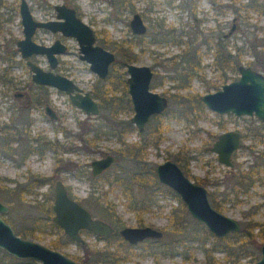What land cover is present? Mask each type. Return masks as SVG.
I'll return each instance as SVG.
<instances>
[{
    "label": "rangeland",
    "instance_id": "374dc122",
    "mask_svg": "<svg viewBox=\"0 0 264 264\" xmlns=\"http://www.w3.org/2000/svg\"><path fill=\"white\" fill-rule=\"evenodd\" d=\"M25 1L32 17L38 20L54 18L53 4L65 3L75 8L79 17L92 28L96 43L113 52L115 59L120 58L111 42L122 43L124 51L130 50L135 55L133 63L151 68L149 88L164 96L167 106L158 114L150 115L144 129L137 131L129 122L132 109H125V101L120 98L121 110L115 118L98 130L93 146L84 145L77 139L79 133L102 124V117L109 116L110 108L103 109L99 105L97 114H85L64 92L34 83L15 44L23 36L19 0H0V186L13 187L31 174L50 178L49 183L34 188L32 193H22L19 198L9 191L2 192L0 187V200L8 205L5 220L14 229L39 220L37 217L41 214L31 205L36 200L51 204L52 182L60 179L70 196L92 215L107 220L104 207L110 202L122 226H138L137 219H140L143 225L157 227L163 232L158 242L148 238L131 247L112 238L108 246L109 249L116 248L114 258L103 264H216L223 257L222 250L217 249L222 246L232 247L236 252L232 256L234 264H252L259 256V246L264 238L247 241L242 234H228L220 238L215 244L217 248L208 257L198 241L186 240L173 248L166 246L171 243L169 240L178 238L170 232L167 215L173 206H178L180 199L172 191L152 190V187L155 165L165 159L174 161L175 154L181 149L187 156L185 166L189 178L206 180V189L213 190L219 202V212L238 219L240 227L244 221L251 220L264 224V119L261 121L247 114L217 113L200 99L202 94L212 92L238 76L237 70L222 66L214 55L213 46L218 38L227 43L230 53H235L231 44L246 43L240 56L243 64L246 59L258 62L252 55L256 51L258 58L263 57L260 49L253 45L262 34L259 26L264 27V15L248 12V17L241 18L232 12L228 0H220L227 5L222 10L209 0H196L194 11H190L186 0ZM133 12L141 15L146 26L145 33L139 37L131 33L127 24ZM52 38V33L44 29L37 30L32 36L35 42L44 43H49ZM62 42L66 44V52L58 55L53 70L71 78L83 91L91 94L92 89L113 83L120 74L125 78L123 64L116 62L109 66L107 80L98 79L88 64L78 57L75 39L67 38ZM128 43L132 44L130 48H127ZM190 57L197 63L193 69L188 68ZM30 59L42 68L48 67L42 55H33ZM254 68L264 73L258 65ZM16 89L29 91V106H22V98H13L12 92ZM119 93L115 92L118 96ZM95 100L99 102L98 97ZM44 103L54 109L57 119L51 120L43 112ZM25 122L28 123L26 127ZM157 129L160 134L156 139ZM15 130L19 141L9 140L10 131ZM226 130L240 134L239 145L231 154V166L217 161L216 153L208 149L216 134ZM43 139L50 142L56 139L59 145L47 147L42 144ZM8 141H11L10 145ZM4 142L14 148L13 153L4 152ZM128 144H144L140 153L143 158L136 161L121 154L119 149L123 150ZM27 148L29 152L21 157V151ZM104 153L113 154L114 161L101 175L92 177L90 161ZM57 158L60 159L58 163ZM240 172L248 177L238 179ZM131 177L133 181L129 184L133 196L146 200L147 206L141 210L127 207L128 196L123 188ZM182 217L186 232L196 226L197 221L188 213ZM37 224L41 229L27 238L50 246L49 241L57 234L56 227H46L40 221ZM196 229L201 230L200 227ZM252 231H258V227ZM81 236L83 242L80 244L94 250L103 248L108 235L100 237L81 232ZM201 237H204V247L215 243L214 235L201 234ZM77 243L71 240L56 250L77 260L73 256L80 258L84 252ZM240 247H245L249 254L236 257ZM0 264H39V261L15 258L0 250Z\"/></svg>",
    "mask_w": 264,
    "mask_h": 264
},
{
    "label": "water",
    "instance_id": "95a60500",
    "mask_svg": "<svg viewBox=\"0 0 264 264\" xmlns=\"http://www.w3.org/2000/svg\"><path fill=\"white\" fill-rule=\"evenodd\" d=\"M57 17L63 20L35 21L24 0L19 4L20 22L22 24L23 38L16 41L20 56L25 59V65L30 70L33 82L47 84L64 91L70 102L82 109L85 113L95 114L98 111L97 103L88 92L79 93V88L69 78L43 70L38 64L27 57L32 53H45L49 64L54 65L51 52L62 50L58 41L50 47L33 42L30 38L36 26H44L52 31L60 30L64 35L74 36L81 51L80 58L89 63V68L98 77L107 74L108 65L113 61L114 54L99 45L92 44L94 36L92 30L75 16L74 10L64 5H57ZM128 26L133 34H144L146 26L139 13L133 12L128 19ZM231 29V28H230ZM230 32V31H229ZM126 92L131 102L132 114L129 120L138 130H142L144 122L153 113H159L167 106L164 96L149 88L152 70L148 65L124 62ZM236 79L223 83L212 92L200 96L201 101L210 110L217 113L231 112L238 116L241 114L254 115L259 120L264 119V73L246 65L237 66ZM76 90V92H72ZM50 117L54 115L46 108ZM240 134L234 130H226L216 134L215 139L208 147L216 153L217 161L231 166V154L238 147ZM113 161L111 154L91 160V175L99 174ZM156 179L169 187L185 206L188 214L216 237H222L229 232L240 230V222L234 217L227 216L214 209L207 197L205 186L193 181L172 160L165 159L154 167ZM53 198L51 203V221L60 227L63 233L75 242L82 243L81 229H86L97 236L111 233L114 228L105 220L91 216L89 211L72 199L60 179L52 184ZM8 210V205L0 200V248L17 258H30L40 261L39 264H78L71 257L43 245L37 241L17 235L2 215ZM122 239L133 244L144 238H160L162 231L151 225L122 226L117 229ZM252 264H264V242L259 246V256Z\"/></svg>",
    "mask_w": 264,
    "mask_h": 264
},
{
    "label": "trees",
    "instance_id": "16d2710c",
    "mask_svg": "<svg viewBox=\"0 0 264 264\" xmlns=\"http://www.w3.org/2000/svg\"><path fill=\"white\" fill-rule=\"evenodd\" d=\"M122 0H119V2ZM211 2L212 5H218L219 6V10H222V8H224L225 4H222L220 0H209ZM229 1V5L232 9V12L236 15H238L241 18L244 17H248V12H255L257 14L260 15H264V0H228ZM231 2H233L231 4ZM237 2V5H234ZM186 4L188 6V8L190 9V11H194L195 9V5H196V0H186ZM259 28L262 30V34L257 38V43L255 42L253 45L257 46L260 50L259 52L263 53V57L262 58H258L256 56V52H254L252 55L254 57H256L259 61L256 62L254 60H245V64L249 65L251 67L254 68V65H258L261 69H264V27L259 26ZM139 37V36H136ZM216 40V39H215ZM243 41V40H242ZM245 42L243 41L241 44H237V43H233L231 44V47L235 50V53H230V49H227V43L224 42L223 39L218 38L215 42H214V55L216 56V58L218 59L219 63L222 66H228L232 71L237 70V66L241 63V58L240 56L242 55V52L245 51L244 46H246L244 44ZM120 44H116L115 42H111V45L113 46V48L115 47V51L117 54H119V58H116L113 62L116 63H123L125 61L127 62H133L135 55H132L131 51H124L125 48L122 47ZM132 46L131 43H128V47L130 48ZM194 55V54H193ZM112 64V65H113ZM196 62L193 61V58L190 57V59L188 60V68L189 69H193L194 66H196ZM256 69V68H255ZM109 77V76H108ZM105 78V80H107V78ZM118 87V88H117ZM120 87V89H119ZM116 91H120L119 96L118 94H115ZM93 94L98 97L99 99V104L101 106V108L106 109V106L110 108L111 112L108 115H103L102 117V124L98 125L97 127H93L91 129H87L85 131H82L80 133V136L78 137L79 141L82 142L84 145L86 146H93L94 145V141L98 138V130L103 126H108V123L111 118L114 119L116 116V113L118 112V110H121L120 108V101L122 98L123 101H125L126 106L124 107L125 109H129L130 108V103H129V99L126 93V88H125V83H124V79L122 78V75L120 74L119 76H117V80L113 81V83H104V85L102 87H99V89H95L93 90ZM118 96V97H117ZM25 127L28 126V123L25 122ZM127 127V126H126ZM158 130V129H157ZM11 132V137H9V140H16L19 141V137H17L16 134V130L15 131H10ZM160 134V131L158 130L157 135H156V139L158 138ZM37 139V138H36ZM34 139V140H36ZM11 141H8L9 145ZM43 145H53V147L57 148L58 142L56 139H54L52 142H50L49 140H44L42 141ZM9 145H7V142H4L3 144V149L5 153L11 154L14 151V148L10 147ZM144 144H138V145H133V144H128V146H125L122 149H119L121 154H123L124 156L131 158L133 160H140L143 158V156L140 154L141 151L144 149ZM48 147V146H47ZM29 152V149H23L21 151V157H24L27 153ZM174 161L177 162V164L180 166V168L183 170V172L188 176V172L185 166V163L187 162V156L186 154L183 152V150H178V153L175 154L174 156ZM56 163H58V161H60L59 158L56 159ZM69 164V163H68ZM139 177V175H138ZM136 177V178H138ZM238 179H242L244 180V178L248 177L246 175V173L244 172H240L238 175ZM135 180V179H134ZM133 181V178L131 177L130 179L127 180V186H125L123 188L124 193H126V195L128 196V203H127V207L130 209H134L136 210H141L144 206L146 207V200L143 198H137L136 196H133V188H131L130 186V182ZM144 181V179L142 180ZM195 182L205 186L206 184H208L206 182L205 179L201 178L198 180H194ZM241 181V180H239ZM50 182V178L49 177H45L39 174H31L27 177V179L23 182V183H19L16 185V187H12L9 188V186H7V184L3 185L2 188V192H12L13 195H15L16 198H19L21 196L22 193H32L34 188H37L38 186L45 184V183H49ZM153 182H154V186L152 187V190H161V188H163L166 191H172L171 189H169L168 187L162 185L161 183H159L156 180V177H154L153 175ZM173 192V191H172ZM174 193V192H173ZM207 197L208 200L211 204V206L218 210L220 209V205L219 202L216 199L215 193L213 190L211 189H207ZM178 206H173L170 209L169 214L167 215L168 218V226L170 228V232L175 234L176 237H178L175 240H169L168 242L171 243H167L165 244L166 246H168L169 248H173L175 245L181 244L184 241L188 240L189 242H193V241H198L200 242L201 246L203 247V250L205 252V254L208 257V254L210 252H212L213 250H215L217 248V245H215L217 242H220V238L225 237L228 234H234V233H238V234H242L243 236H245V238L247 239V241H255V239L258 238H264V224L262 223H258V222H254V221H244L241 224L240 230L237 232H229L226 235L222 236V237H216L215 238V243H210L209 246L204 247V237H201V234L204 235H213L210 231H208L204 225L200 222H195L194 225H196L195 227H192L189 231L186 232L185 230V224H184V220L183 217L185 214H187L188 212L186 211L183 203L178 200ZM31 207L38 211L41 216L37 217L39 220H35L32 223H30L28 226H23L20 229H16V233L26 237V236H33L34 235V231L40 230L41 228L38 226L37 221L43 222V224L47 227H56V237L55 239H51L49 241V247L56 249L57 247H61V246H65L67 244V242L71 241V239L69 237H67L62 230L55 225L53 222L50 221L49 219V215L51 213L50 211V202H46L42 203L39 201H35ZM144 207V208H145ZM106 214V219L107 221H109L115 228L122 226L121 222L119 221V218L114 214L113 208L111 207V203L108 202L106 203V207H104ZM104 215V213H103ZM5 219V217H4ZM137 225L141 226L143 225V222L140 219H137ZM198 225V226H197ZM200 227L201 230H197L196 228ZM258 227V231L253 232V228ZM163 233V232H162ZM163 235V234H162ZM101 237V236H100ZM117 239V241H119V243H122V245L126 246V247H131L132 244H128L127 242H125V240H123L118 233L115 231L113 233H111L110 235L106 236L105 240V245L103 246V248H97L94 250H89L87 245H83L80 243H77V246L79 248H81L84 252L83 255L80 258H77L75 256H73V258L77 259V263L78 264H103L104 262H106L107 260H109L110 258H114V254H115V250L114 249H109L108 244L111 243V239L115 238ZM162 237V236H161ZM160 237V239H161ZM159 238L157 239H153L155 241L158 242V240H160ZM147 240V239H146ZM164 245V246H165ZM182 245V244H181ZM241 246V245H240ZM219 250H222L223 252V257L221 259V262H217L216 264H234L232 256H234L236 254V252L232 249V247H228V246H222L220 248H217ZM239 254L236 257H239L240 255L244 254H249L247 252V250H245V247H240L238 248Z\"/></svg>",
    "mask_w": 264,
    "mask_h": 264
},
{
    "label": "flooded vegetation",
    "instance_id": "af4514ba",
    "mask_svg": "<svg viewBox=\"0 0 264 264\" xmlns=\"http://www.w3.org/2000/svg\"><path fill=\"white\" fill-rule=\"evenodd\" d=\"M20 1L21 0H19V3H18V13H19V4H20ZM24 2L26 3V1L24 0ZM57 5H64V6H67V7H69V8H72L73 10H74V14H75V16L76 17H78L83 23H85L80 17H79V15L77 14V12H76V10H75V8H73V7H71V6H69L68 4H65V3H59V4H53L52 5V7H53V9H54V11H55V13H54V18H47V19H42V20H38V19H35V18H33L32 17V15H31V12H30V10H29V7H28V5H27V3H26V6H27V8H28V10H29V12H30V15H31V17H32V19H34L35 21H41V22H44V21H50V20H63V18H61V17H57L56 16V13H57V10H56V6ZM140 15V14H139ZM20 16V15H19ZM140 17H141V15H140ZM142 19V18H141ZM143 21V20H142ZM21 23V22H20ZM85 24H87V23H85ZM128 24V23H127ZM87 26L92 30V28L87 24ZM21 27H22V24H21ZM129 27V26H128ZM22 29V28H21ZM39 29H44V30H49L51 33H52V36H53V38L51 39V41L49 42V43H44L43 41H39V42H35L33 39H32V36L34 35V33H36V31L37 30H39ZM92 33H93V36H94V40H93V43L92 44H96V45H99V46H101L102 48H104V49H106V50H108L107 48H105L104 46H102V45H100V44H98V43H96V39H95V35H94V32H93V30H92ZM22 35H23V32H22ZM136 36H141V35H143V34H135ZM21 38H23V36L21 37ZM21 38H19V39H21ZM30 38H31V40L33 41V42H35V43H37V44H41V45H43V46H45V47H50V46H52L53 44H54V42L55 41H58V43H59V45L61 44V46H63V49L62 50H55V51H52L51 52V54H52V56L54 57V60H55V62H54V65L51 67L50 66V64H49V60H48V57H47V55L43 52V53H32L30 56H28L27 58L28 59H30L31 58V56H33V55H42V56H44L45 57V59H46V61H47V65H48V67H46V68H42L41 66V68L43 69V70H51L52 72H54V73H58V72H56V71H54L53 69H54V67L56 66V64L58 63V55H60V54H63V53H65L66 52V44L65 43H63L62 42V40L63 39H69V38H74L75 39V41H76V43H77V51H78V57L80 58V55H81V51H79V44H78V42H77V40H76V38L74 37V36H71V35H64L60 30H55V31H52V30H50L49 28H47V27H44V26H36L35 28H34V30H33V32H32V34H31V36H30ZM19 39H17V40H19ZM16 40V41H17ZM15 44H16V42H15ZM109 51V50H108ZM113 53V52H112ZM114 54V53H113ZM24 59V58H23ZM81 59V58H80ZM31 61H33L32 59H30ZM81 60H84V59H81ZM114 60H115V56H114V59H113V61L108 65V71H107V74L105 75V77H103V78H100V77H98V75L96 74V76H97V78L98 79H100V80H102V81H104L105 80V78L108 76V72H109V66L114 62ZM87 64H88V67H89V63L86 61V60H84ZM34 62V61H33ZM125 62H127V61H125ZM24 63H25V59H24ZM35 63V62H34ZM37 64V63H36ZM123 64V66H124V62L122 63ZM90 69V68H89ZM91 70V69H90ZM125 70V69H124ZM92 71V70H91ZM58 74H60V73H58ZM61 75H63V74H61ZM63 76H65V75H63ZM65 77H67V76H65ZM67 78H69V77H67ZM70 80H72L71 78H69ZM73 81V80H72ZM35 83V82H34ZM73 83L79 88V90H78V92L79 93H84V92H88L89 93V91H83L82 90V88L81 87H79L78 85H77V83H75L74 81H73ZM124 83H125V78H124ZM36 84H38V86H49V87H52V86H50V85H47V84H39V83H36ZM55 88V87H54ZM125 88H126V83H125ZM57 89V88H56ZM59 90V89H58ZM95 90V89H94ZM60 91H62V90H60ZM62 92H64V91H62ZM72 92H76V90H73ZM65 93V92H64ZM127 93V92H126ZM66 94V93H65ZM67 95V94H66ZM89 95H90V97L93 99V100H95V95L93 94V89H92V93L90 94L89 93ZM12 96H13V98L14 99H17V100H21V98H22V106H29V104L31 103V94L29 93V91L28 90H26V89H16V90H14L13 92H12ZM127 96H128V94H127ZM67 97H68V95H67ZM69 99V98H68ZM128 99H129V97H128ZM70 101V100H69ZM167 101V100H166ZM95 102L97 103V107H98V111H99V102L98 101H96L95 100ZM129 103H130V108H131V102H130V99H129ZM101 107V106H100ZM46 108L54 115V117L53 118H51L50 117V115H49V113H47L46 112ZM82 110V109H81ZM83 111V110H82ZM98 111H97V113H98ZM163 111V110H162ZM43 112L48 116V118L49 119H57V115H56V113H55V111H54V109L48 104V103H44V105H43ZM84 112V111H83ZM161 112V111H160ZM85 113V112H84ZM97 113H95V114H97ZM85 114H92V113H85ZM153 114H158V113H153ZM153 114H150V115H153ZM92 115H94V114H92ZM149 115V116H150ZM149 116H148V118H149ZM148 118H147V120H148ZM146 120V121H147ZM145 121V122H146ZM129 122L130 123H132L133 125H134V123L133 122H131L130 120H129ZM145 122H144V124H143V128H142V130L144 129V125H145ZM135 126V125H134ZM135 128H136V126H135ZM87 130V129H86ZM136 130L137 131H142V130H138L137 128H136ZM85 131V130H84ZM80 136V133H79V135L77 136V139H78V137ZM79 140V139H78ZM106 154H111V153H104L102 156H100V157H103V156H105ZM112 156H113V161H114V155L113 154H111ZM100 157H98V158H100ZM93 160V159H92ZM113 161L111 162V163H113ZM91 162V161H90ZM111 163L109 164V166L111 165ZM108 166V167H109ZM107 167V168H108ZM106 168V169H107ZM90 169H91V165H90ZM106 169H104V170H102L99 174H96V175H91V172H90V175L92 176V177H97V176H99V175H101ZM154 171V170H153ZM154 175H155V173H154ZM156 177V176H155ZM56 180V179H55ZM54 180V181H55ZM157 180V179H156ZM53 181V182H54ZM158 181V180H157ZM53 182H52V184H53ZM159 182V181H158ZM160 183V182H159ZM162 184V183H161ZM17 185V184H16ZM16 185L15 186H13V187H16ZM43 185V184H42ZM162 185H164V184H162ZM164 186H166V185H164ZM167 187V186H166ZM9 188H12V187H9ZM66 188V187H65ZM169 188V187H168ZM170 189V188H169ZM53 190V189H52ZM67 190V189H66ZM12 193V192H11ZM67 193H68V191H67ZM13 194V193H12ZM68 195L70 196V194L68 193ZM72 199H74V200H76L80 205H82L77 199H75L74 197H72V196H70ZM37 201V200H36ZM51 203H52V201H51ZM83 206V205H82ZM84 207V206H83ZM84 208H86V207H84ZM87 209V208H86ZM88 210V209H87ZM50 211H51V215H52V210H51V204H50ZM89 211V210H88ZM6 213V212H5ZM89 213L91 214V212L89 211ZM51 215H50V220H51ZM91 216H93V217H97V216H94V215H92L91 214ZM2 217L4 218V214L2 215ZM97 218H100V217H97ZM101 219H103V218H101ZM5 220V219H4ZM103 220H105V219H103ZM6 221V220H5ZM106 222H108L113 228H114V230L111 232V233H113V232H117V229L118 228H120V227H117V228H115L109 221H107V220H105ZM7 222V221H6ZM8 223V222H7ZM9 224V223H8ZM55 224V223H54ZM10 226H11V228L13 229V231L16 233V229H14L13 228V226L11 225V224H9ZM29 224H24V225H22L21 227H25V226H28ZM56 225V224H55ZM145 225V224H144ZM60 228V227H59ZM155 228H157V227H155ZM61 229V228H60ZM62 230V229H61ZM161 230V229H160ZM63 232V231H62ZM80 234H81V232H90V231H88V230H86V229H81L80 231ZM91 233V232H90ZM111 233H109V234H107V235H110ZM17 234V233H16ZM17 235H19V234H17ZM119 235V234H118ZM21 236V235H20ZM105 236V235H104ZM21 237H23V236H21ZM68 237V236H67ZM82 237V236H81ZM25 238H27V236L25 237ZM150 238V237H149ZM145 239H148V238H144V239H142V241L143 240H145ZM150 239H157V238H150ZM72 240V239H71ZM73 241V240H72ZM137 243V242H136ZM136 243H133L132 245H134V244H136ZM49 247V246H48ZM51 248V247H50ZM53 249V248H52ZM0 250H2V251H4L5 253H7L4 249H2V248H0ZM7 254H9V253H7ZM9 255H11V254H9ZM12 256V255H11ZM14 257V256H13ZM15 258H17V257H15ZM19 259H23V258H19ZM28 259H30V258H28ZM76 261V260H75ZM77 262V261H76ZM39 263H40V261H39Z\"/></svg>",
    "mask_w": 264,
    "mask_h": 264
}]
</instances>
